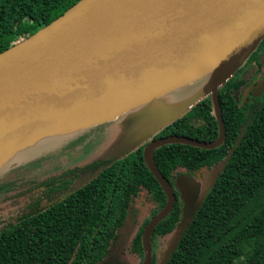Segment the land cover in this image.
I'll return each instance as SVG.
<instances>
[{"label":"water","instance_id":"95a60500","mask_svg":"<svg viewBox=\"0 0 264 264\" xmlns=\"http://www.w3.org/2000/svg\"><path fill=\"white\" fill-rule=\"evenodd\" d=\"M263 37L264 0H78L0 51V162L45 136L60 138L0 171V184L34 178L25 174L3 180L12 170L39 167L40 159L81 131L104 123L124 125V133L95 161L122 158L144 145V163L166 195L164 207L142 237V264H150V232L175 200L154 163V150L170 143L210 149L223 142L219 89ZM203 78L207 86L201 90L197 83ZM253 88V97L261 95L264 78L246 88L242 102ZM206 97L218 124L213 140L182 135L153 138ZM102 169L91 170L83 182ZM217 175L205 180L199 173L177 175L181 216L159 264L187 230ZM132 218L128 208L123 227L127 232Z\"/></svg>","mask_w":264,"mask_h":264},{"label":"trees","instance_id":"16d2710c","mask_svg":"<svg viewBox=\"0 0 264 264\" xmlns=\"http://www.w3.org/2000/svg\"><path fill=\"white\" fill-rule=\"evenodd\" d=\"M77 1L0 0V51ZM263 76L264 37L219 89L223 142L210 149L170 143L154 150V163L176 199L153 228L150 246L154 244L156 250L151 246V264L160 263V246H168L177 233L182 203L174 179L180 169L218 175L163 264H264V94L241 102L245 86ZM217 134L211 99L206 97L153 138L182 135L210 141ZM143 147L122 158L99 161L103 169L97 175L46 207L12 218L0 215V264H101L116 246L127 209L138 193L145 200V214L132 228L127 247L136 264H142L143 226L166 203L161 185L144 163ZM34 180L1 183L0 203Z\"/></svg>","mask_w":264,"mask_h":264},{"label":"rangeland","instance_id":"374dc122","mask_svg":"<svg viewBox=\"0 0 264 264\" xmlns=\"http://www.w3.org/2000/svg\"><path fill=\"white\" fill-rule=\"evenodd\" d=\"M198 87L203 90L207 86V78H203L197 83ZM124 125L120 126L119 123H104L96 127H92L88 130L81 131L70 141L64 143L61 148L54 151L45 158L40 159L38 162L42 164L37 168H31V170H24L23 168H18L12 170L10 173L5 175L4 181H9L19 176L30 174L34 178H39L33 180L35 182L23 186L12 193L9 194V198H5L3 203H0V215L8 218H12L16 213L20 212L24 206L34 198H40L41 206H46L49 203L62 198L66 195L72 188L81 184L89 173L88 169L83 168L93 164L95 159L103 156L100 155L106 149H109L114 141L118 138L119 133H124L126 128ZM46 149V148H44ZM62 156V158H61ZM82 168V173L78 169ZM77 169L76 176L73 175ZM72 170L68 173L66 171ZM61 171V172H58ZM56 172V173H54ZM58 172V173H57ZM54 173L46 178L48 174ZM73 175L75 177L73 183L69 188L57 192L51 196V198H45L42 192L45 189L46 183L52 182L53 180H58L59 178L69 177ZM42 178V179H41ZM23 180L18 181L21 183ZM33 189V191H31ZM31 191V192H27ZM8 196V195H7ZM131 229L127 232L123 229L118 245L112 248L109 257H107L103 264H136L137 259L132 256L127 249L128 239L127 234L130 235ZM112 254V255H111Z\"/></svg>","mask_w":264,"mask_h":264},{"label":"flooded vegetation","instance_id":"af4514ba","mask_svg":"<svg viewBox=\"0 0 264 264\" xmlns=\"http://www.w3.org/2000/svg\"><path fill=\"white\" fill-rule=\"evenodd\" d=\"M262 78H264V76L263 77H261L260 79H262ZM260 79H258L255 83H252V84H248L247 86H245V88H244V90H243V92L246 90V88H248L250 85H252V86H254V85H257L258 84V81L260 80ZM243 92H242V94H241V98H242V95H243ZM255 91H254V88L253 89H250V91H249V93H248V95L246 96V98H245V100L243 101V102H246L247 101V103H249V102H252V101H254V100H256V99H258V98H260L263 94H264V91H263V93L261 94V95H259V96H254L253 97V95H252V93H254ZM258 92V90L256 89V93ZM241 102H242V100H241ZM213 110V109H212ZM95 163V164H94ZM93 164L95 165V166H93V164H92V167H91V165L90 166H87V167H85V168H83L84 170H87L88 169V171L90 172L91 170H93V169H96V167H98L99 166V161H95ZM78 169V168H77ZM77 169H74V173H73V175L74 176H76L77 174H76V172H77ZM82 168H80V169H78V171L80 170L81 172L80 173H82V170H81ZM70 171H72V170H69V171H66L65 173H68L69 174V172ZM73 172V171H72ZM196 173H199L200 174V176H201V180L202 179H207V177L208 176H211L210 174H206L205 172H203L204 173V176L202 177V171L200 172V171H198V170H195V171H189V170H185V169H180L179 171H177V172H175V179H176V177H177V175H179V174H185V175H189V176H196ZM73 175H70L69 177H66V178H64V176L62 177V178H59L58 180H53L52 182H49L48 184L46 183V186H45V189L42 191L44 194V197L45 198H51V196L53 195V194H55V193H57V192H61V191H63V190H65V189H67V188H69V186L73 183V181H74V179H75V177H73ZM175 179H174V186H175ZM35 182V181H34ZM73 189V188H72ZM71 189V190H72ZM178 190V189H177ZM31 191H33V189H31ZM31 191H27V192H31ZM175 194V193H174ZM175 196H176V194H175ZM178 197H179V191H178ZM175 199H176V197H175ZM41 201H42V199H41V197L39 198H34V199H32L30 202H28L25 206H24V208L20 211V212H18V213H16L15 214V216H17V215H20V214H22V213H24V212H26V211H28V210H35V209H41V208H43V207H46V206H48V205H46V206H41ZM56 201V200H55ZM54 202V201H53ZM174 202H175V200H174ZM52 203V202H51ZM145 200H144V198L142 197V195H140L139 193L137 194V195H135L133 198H132V207H130V209H132L133 210V218H132V220H131V223L129 224V227H128V232H129V229L130 228H133L134 229V227L136 228V226H137V224H140L141 222H142V217H143V215L145 214V212L143 211V210H145V209H143L144 207H145ZM154 217V216H153ZM152 217V218H153ZM151 217L148 219V221L146 222V224L143 226V229H142V236H141V240H142V237H143V235H144V229H145V227L148 225V223L150 222V220L152 219ZM154 228V227H153ZM153 228H152V230H151V232H150V237H151V234H152V232H153ZM122 231V230H121ZM131 234H132V229H131V232H130ZM131 234L129 235V234H127V237L128 236H131ZM150 237H149V239H150ZM118 243L119 242H117L115 245L117 246L118 245ZM114 245V246H115ZM154 244H151V246H152V248L154 249V252H155V250H156V247L155 246H153ZM115 246V247H116ZM167 246V245H166ZM166 246H160L161 247V249L163 250V252L161 253L162 254V256H163V253H164V250L167 248ZM127 249H128V247H127ZM129 250V249H128ZM162 259V257L160 258V260ZM151 264V263H150Z\"/></svg>","mask_w":264,"mask_h":264},{"label":"bare ground","instance_id":"6f19581e","mask_svg":"<svg viewBox=\"0 0 264 264\" xmlns=\"http://www.w3.org/2000/svg\"><path fill=\"white\" fill-rule=\"evenodd\" d=\"M59 139L60 138H57V136H50V137L49 136H45V137L39 139L36 142V144L27 147L25 150L21 151L20 153L8 155L6 158H4L0 162V171H2L3 169L7 168L8 166H10L11 164L15 163L16 161H18L21 156L23 157V156H26V155H30V154L38 151L39 149H41L43 147L55 144Z\"/></svg>","mask_w":264,"mask_h":264}]
</instances>
